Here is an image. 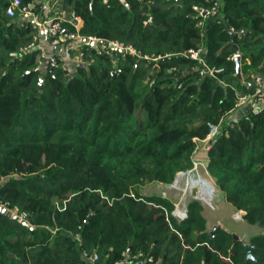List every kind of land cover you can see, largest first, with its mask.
I'll return each instance as SVG.
<instances>
[{
	"label": "trees",
	"instance_id": "1",
	"mask_svg": "<svg viewBox=\"0 0 264 264\" xmlns=\"http://www.w3.org/2000/svg\"><path fill=\"white\" fill-rule=\"evenodd\" d=\"M66 1L83 21L81 37L137 55H121L116 77L97 50L88 68L42 71L36 51L11 57L35 31L10 23L11 0H0V205L8 208L0 211V264H87L85 252L114 264L129 250L163 264H264V233L251 241L257 261H247L233 235L205 231L196 201L178 222L167 217L166 198L138 190L192 169L197 142L220 124L209 173L264 230V112L220 123L247 91L243 81L264 71V0H221L220 15L203 27L197 8L213 0ZM235 46L245 79L236 75ZM199 50L206 67L187 56Z\"/></svg>",
	"mask_w": 264,
	"mask_h": 264
},
{
	"label": "built area",
	"instance_id": "2",
	"mask_svg": "<svg viewBox=\"0 0 264 264\" xmlns=\"http://www.w3.org/2000/svg\"><path fill=\"white\" fill-rule=\"evenodd\" d=\"M49 0H31L27 4H23L22 0H11L9 6L6 9V15L11 18L20 17L23 21L33 20V27L39 32H46L49 39L51 47L57 52L49 55L46 61V71L47 73H53L54 71L62 68L65 60H69L73 64H86L87 54L80 48V43L83 41V37L80 36L78 30H73L69 28L66 24V19L63 14H60L58 10H54L50 17L47 19L39 20L35 13L36 5L38 3L48 2ZM105 3L108 0H103ZM220 13V5L218 2H215L213 6L207 11H200V17L211 18L217 17ZM73 19V18H72ZM203 22L201 21L198 26L202 27ZM235 33L234 29H231ZM244 33V31H241ZM36 39V38H35ZM89 40L94 41L96 44H99V40L96 38H89ZM120 49L121 53L124 54H134L137 55L136 50L133 46L124 45L120 42H110ZM101 48L98 45H93L95 49L104 54L106 51L110 50L107 45L101 44ZM33 44L21 48L17 53H11V57L16 58L19 54L27 53ZM195 55L194 58L199 59L200 63L206 67V63L203 59H200L199 55L201 50L195 52L190 51ZM240 56V54H234L232 59ZM87 64H90V61H87ZM221 70H209L210 74L220 72ZM115 74L119 75L122 72L121 67L118 65V62L114 64L113 71ZM205 71H202L204 75ZM154 82H151V85ZM243 86L246 88L247 92L240 93L237 98L235 109L236 111H243V114L251 113L252 115H258L264 112V75L253 76L251 79L244 80ZM247 109H249L247 111ZM219 125L211 127L209 136L206 139L207 148L206 151L210 152L213 146L216 143V137L219 132ZM204 142V140H200ZM187 172L183 173L182 176H185ZM188 189L191 199L200 200L205 205H211V202L215 196V189L213 186L201 179L191 178L188 182ZM196 190V194L194 195ZM190 203V202H189ZM188 203V204H189ZM4 207V205H0ZM179 222H183L188 218V205L184 204L183 207L177 208L172 215ZM168 217V215H167ZM20 220H26V216L22 215ZM84 256L88 258L87 264H98L99 256L97 254L88 255L86 252ZM123 259L121 261L115 262L114 264H160L156 262L154 257L150 254H145L142 251H139L135 254L124 253Z\"/></svg>",
	"mask_w": 264,
	"mask_h": 264
},
{
	"label": "rangeland",
	"instance_id": "3",
	"mask_svg": "<svg viewBox=\"0 0 264 264\" xmlns=\"http://www.w3.org/2000/svg\"><path fill=\"white\" fill-rule=\"evenodd\" d=\"M95 45H98L99 48H101V46H102L100 43L99 44L95 43ZM93 51H95V50H93ZM93 51L88 52L87 57H90V60H89L90 62L93 60L94 63H95V61L97 63V60L94 57L95 53H93ZM119 53H121V52H116L114 54L115 55L114 58H116L115 60H117L116 63L118 62V65L121 67V69H123L124 61H123V58L121 57V55L124 57V52H122L121 54H119ZM111 65H112V71H113L114 64L111 63ZM251 74H252L251 76L249 75L250 76L249 79H251L253 76L264 75V71L252 72ZM116 76H118V75L115 74V77ZM43 86H44V80H43V83H41V87H43ZM235 106H236V103L230 111L226 112L222 116L220 123H225V122L227 123L229 121H235L237 119V118H235V116H236ZM208 136H209V134H208ZM207 137L205 139H203L204 142L197 140L198 141L197 146H196L194 153H193V165L194 166L192 169L187 171V174L185 176H182V174L185 172H178L172 183H169V184L150 183V184L141 186L140 188H138V190L145 197L146 196H149V197L156 196V197L166 198V200L169 201V203L173 206L171 213L167 214L168 217H169V215L172 216L177 208L183 207L184 204H187L189 206V204H188L189 202L191 203L193 201H196L202 207L201 214L203 215V217L206 220L205 221L206 222L205 231L207 233L211 234L214 231L215 227H218L216 234L220 230L229 231V233L231 235L237 237V241H235V242H241L242 244H251V241L255 237L262 235L264 233V230L258 226L250 225L244 219V215L246 214V212L243 210H237L230 203H228L225 200V198L223 197L222 192L219 190L218 186L216 185L215 179L209 173V162H210V155L209 154L210 153L206 151L207 144L205 142ZM25 175L27 176V174H25ZM25 175L16 173V174H12L11 177H13L15 179H21ZM191 178L204 180L205 182H207L208 184H210L211 186L214 187L215 196H214L210 206L207 204L205 205L200 200H193L190 198V196L188 195L189 189H188V183L187 182ZM8 179L9 178L3 177L1 179V182H5ZM195 194H196V190H195L194 195ZM13 214H15V213H13ZM174 219H176V218H174ZM129 253H132V252L129 250ZM143 253H145V252H143ZM94 254H97L99 256V253H94ZM150 255L152 257H154L156 262L163 264L161 257H159L157 259L152 254H150Z\"/></svg>",
	"mask_w": 264,
	"mask_h": 264
},
{
	"label": "crops",
	"instance_id": "4",
	"mask_svg": "<svg viewBox=\"0 0 264 264\" xmlns=\"http://www.w3.org/2000/svg\"><path fill=\"white\" fill-rule=\"evenodd\" d=\"M121 1L123 2L124 0H121ZM215 2H218L219 3V5H220V13H221V11H222L221 10V0H213V3H215ZM210 8H205V7L202 6L200 9L197 8V10H198V12H200V11H207ZM54 10H58L60 12V14H63L65 16L66 23H67V26L69 28H71L73 30H78V32L80 31V29H81V27L83 25V21L79 17L75 16V14L73 12H71V4L67 3L66 0H49L47 3L46 2L38 3L36 5V9H35V13L37 15L36 17L39 20L47 19L48 17L51 16V14H52V12ZM220 13H219V15H220ZM68 14H72L73 20H77V23H74L73 20H67V15ZM4 15H5V18L9 20L10 23L16 24L17 26L23 27V25L26 24V23L31 24L33 30L35 31V34H34L33 41L29 44V45L33 44V46H32V48H30V50L28 52H32V51H36L37 52V60H39L40 66H41V64L44 61H47V57L49 55H51L53 53H57L51 47L50 39H49L47 33L46 32H42V31L39 32L36 29H34L33 23H31V21H23L20 17L11 18V17H9V16L6 15V12H5ZM198 15H199V13H198ZM18 19H21V22H17ZM207 19L208 18L204 19L203 17H201V19L199 20L198 24L202 21L203 22L202 27H203ZM13 21H15V23ZM29 45H27V46H29ZM95 47H93V45H91L89 42L81 41V43H80V48L83 51H85L86 54L88 52H91L93 50H96ZM106 53L108 54V56L110 55L109 57L111 58V57H114L115 56L114 54L116 52H112L111 50H108V51H106ZM235 54H237V53H235ZM240 57H241V55H240ZM88 60H90V57H87V61ZM87 61H86V64H81V65L83 67L88 68L89 64H87ZM116 61L117 60H110L108 62H110L112 64H115ZM91 63H93V60L90 62V64ZM74 66H75V64H73L72 62H70L69 60H65L62 67L64 69H67L70 73H72V72H74ZM156 70L157 69L155 68V71ZM241 75H242V78L241 79H245V76L246 75L242 72V59H241ZM242 115H243V111H236L235 118L238 119ZM226 232L229 233V231H226Z\"/></svg>",
	"mask_w": 264,
	"mask_h": 264
},
{
	"label": "water",
	"instance_id": "5",
	"mask_svg": "<svg viewBox=\"0 0 264 264\" xmlns=\"http://www.w3.org/2000/svg\"><path fill=\"white\" fill-rule=\"evenodd\" d=\"M72 18H73L72 14H68L67 15V20H73ZM13 22L15 23V21H13ZM17 22H21V19H18ZM73 22L77 23V20H73ZM31 23H33V20H31ZM151 23L154 24V19L153 18L151 19ZM233 38H234V35H232V39ZM83 41L84 42H89L91 45H95L94 41H91V40H89L87 38H83ZM99 43L103 44V45H107L112 52H121L120 49H118L115 45H113L109 41H100ZM235 51H236L237 54H239V48L237 46H235ZM187 56L195 57V55L193 53H191V52H188ZM103 58L106 59L107 61L115 60L114 57L110 58L107 53L103 54ZM234 62L236 64V75H237V77L239 79H241L242 78V75H241V57L240 56L235 57ZM45 67H46V61H44L41 64L40 69L43 71V69H45ZM77 67H83V66L80 65V64H76L74 66V71L76 70ZM157 68L158 67H156V69ZM111 75H112V77H115V73L114 72H111ZM41 83H43V79L40 80V87H41ZM248 110L249 109H247V111ZM7 210H8L7 207H0V211H2V212H5ZM9 214L13 217V219L20 220V218L17 215L13 214L12 212H9ZM21 223L23 225L29 226V223L26 220H21ZM29 227L31 229H33V227H31V226H29ZM217 230H218V227H215L214 231L211 233V237L215 236ZM234 241H237V237L236 236H234ZM244 247H245V251H246V260L247 261L248 260L257 261V257L253 254V250H254L255 246L252 245V244H244Z\"/></svg>",
	"mask_w": 264,
	"mask_h": 264
}]
</instances>
